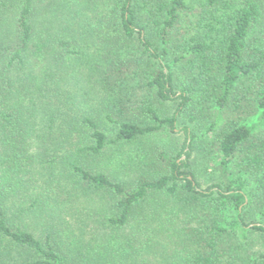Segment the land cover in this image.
Instances as JSON below:
<instances>
[{
	"label": "trees",
	"instance_id": "trees-1",
	"mask_svg": "<svg viewBox=\"0 0 264 264\" xmlns=\"http://www.w3.org/2000/svg\"><path fill=\"white\" fill-rule=\"evenodd\" d=\"M251 96L263 123L264 0H0V264H264ZM207 131L226 180L203 186Z\"/></svg>",
	"mask_w": 264,
	"mask_h": 264
},
{
	"label": "rangeland",
	"instance_id": "rangeland-1",
	"mask_svg": "<svg viewBox=\"0 0 264 264\" xmlns=\"http://www.w3.org/2000/svg\"><path fill=\"white\" fill-rule=\"evenodd\" d=\"M240 94L245 95L243 91ZM231 102L233 103V100ZM241 102L243 104V108L241 109L242 112L240 111V113L244 117L243 123H246L248 126H253L255 134L261 133V131H263L264 129V122L261 123L263 109L259 106V100L256 96H251L250 100H242ZM173 107L174 105L170 106V112L174 110ZM216 108L213 106V104H209L208 111L215 114L217 110ZM186 126H189L191 129H193L194 127H196V124L187 122L183 115L179 116L177 122V131L174 133L173 139L171 140V144L172 146H174L175 150L179 151L183 148V145L186 141V133L184 131V128ZM200 128H202V134L203 131H206L209 128V123L207 122V120H203ZM214 135V131L210 133L208 132L207 137L203 139V142L205 144H202V146L204 148H197L196 150H194L191 157L197 178L203 186H208L214 183H222L224 182V180H226L222 156L215 150V147L212 148L210 146V142L214 140ZM101 203L102 202L100 201V204ZM93 205L96 206L94 203ZM235 214L236 212L231 210V208L224 210L222 224L226 225L227 221L231 220ZM247 215L248 221H251L254 218L258 222L264 224V214L261 215L258 210H253ZM161 231L162 232L160 235H162V238L165 237L163 239V243L166 245V247L164 248L163 246H158L160 248L158 250L164 252L166 255L167 253H171L176 248V250L183 249L184 244L188 243L186 241L187 236L183 233H179L178 231L175 232V229L172 228L171 225L165 227ZM230 239V237H227L225 239V243H227ZM250 242L251 250L256 253V255L264 254V233L255 232V234H251ZM162 248L164 249V251ZM144 257L154 262L156 261L157 255L153 254V252L151 251V253L144 255Z\"/></svg>",
	"mask_w": 264,
	"mask_h": 264
}]
</instances>
